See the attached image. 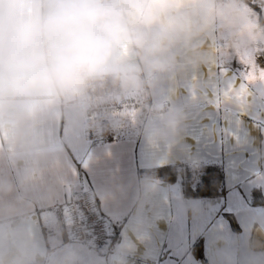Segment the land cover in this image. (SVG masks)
<instances>
[{"label":"crops","instance_id":"1","mask_svg":"<svg viewBox=\"0 0 264 264\" xmlns=\"http://www.w3.org/2000/svg\"><path fill=\"white\" fill-rule=\"evenodd\" d=\"M260 7L264 16V0ZM244 11L252 18L247 33H211L198 67L181 50L183 70L161 76L146 100L185 108L176 139L149 138L148 117L137 119L142 110L104 131L96 147L67 124L55 125L54 148L42 159L5 156L0 143V264L11 251L23 264H264V203H252L255 192L264 200V80L242 79L240 62L255 59L264 68V26L248 4ZM169 164L220 166L225 194L189 199L180 182L148 177ZM80 191L93 192L107 218L106 253L56 229L50 208Z\"/></svg>","mask_w":264,"mask_h":264},{"label":"clouds","instance_id":"2","mask_svg":"<svg viewBox=\"0 0 264 264\" xmlns=\"http://www.w3.org/2000/svg\"><path fill=\"white\" fill-rule=\"evenodd\" d=\"M247 0H0V143L46 157L55 125L80 134L124 126L133 102L151 139L174 140L184 107H148L159 78L206 63L214 31L249 30ZM246 41H241L245 43ZM5 264H23L11 251Z\"/></svg>","mask_w":264,"mask_h":264},{"label":"built area","instance_id":"3","mask_svg":"<svg viewBox=\"0 0 264 264\" xmlns=\"http://www.w3.org/2000/svg\"><path fill=\"white\" fill-rule=\"evenodd\" d=\"M144 110L133 102L125 109L121 106L118 111L135 115ZM87 139L93 147L98 146L103 138L101 134L88 133ZM65 209V210H64ZM55 217L56 229L66 232L70 241L84 245L95 254L106 253L110 250L108 240V222L97 206V200L93 192L80 191L73 194L64 205H55L50 208Z\"/></svg>","mask_w":264,"mask_h":264},{"label":"trees","instance_id":"4","mask_svg":"<svg viewBox=\"0 0 264 264\" xmlns=\"http://www.w3.org/2000/svg\"><path fill=\"white\" fill-rule=\"evenodd\" d=\"M247 4L255 11L264 26V16L260 5L263 0H247ZM259 62L264 66V53L260 54ZM150 178L163 182L181 183L183 194L189 199L216 200L225 194L224 172L220 166L214 164H202L191 166L188 164H169L147 171ZM252 203L263 204L259 192H255ZM233 226H235L232 216H228Z\"/></svg>","mask_w":264,"mask_h":264},{"label":"snow or ice","instance_id":"5","mask_svg":"<svg viewBox=\"0 0 264 264\" xmlns=\"http://www.w3.org/2000/svg\"><path fill=\"white\" fill-rule=\"evenodd\" d=\"M241 64L245 65L242 79L248 82L255 81L257 79L264 80V68H257L256 60H240ZM241 90L243 92L244 86L241 85ZM243 96H241V99Z\"/></svg>","mask_w":264,"mask_h":264}]
</instances>
